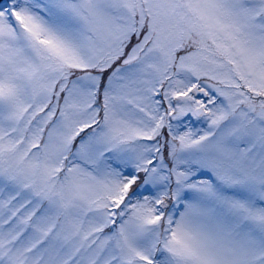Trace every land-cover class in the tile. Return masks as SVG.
Segmentation results:
<instances>
[{"label":"snow or ice","instance_id":"1","mask_svg":"<svg viewBox=\"0 0 264 264\" xmlns=\"http://www.w3.org/2000/svg\"><path fill=\"white\" fill-rule=\"evenodd\" d=\"M0 264H264V0H0Z\"/></svg>","mask_w":264,"mask_h":264}]
</instances>
